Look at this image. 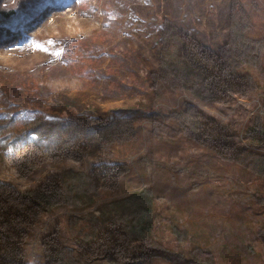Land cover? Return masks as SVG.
Segmentation results:
<instances>
[{
	"label": "rangeland",
	"instance_id": "374dc122",
	"mask_svg": "<svg viewBox=\"0 0 264 264\" xmlns=\"http://www.w3.org/2000/svg\"><path fill=\"white\" fill-rule=\"evenodd\" d=\"M251 123L264 0H0V264H264Z\"/></svg>",
	"mask_w": 264,
	"mask_h": 264
},
{
	"label": "trees",
	"instance_id": "16d2710c",
	"mask_svg": "<svg viewBox=\"0 0 264 264\" xmlns=\"http://www.w3.org/2000/svg\"><path fill=\"white\" fill-rule=\"evenodd\" d=\"M247 133L251 135L250 140L254 141L257 144L264 143V127H258L257 123H251L247 127ZM244 160H247V157H243ZM259 163V161H257ZM256 171L264 176V167L260 169H256ZM133 198L140 201V205L142 207V212L138 215V217L132 221L129 225H127V229H125V233L127 235L129 233L135 234L137 237L135 239L145 240L151 235V221L148 217V213L150 212L149 208L151 205V198L145 192H136L133 195ZM87 231L92 228V224L87 225ZM96 231H98L99 226L95 225L93 227ZM81 231V229H80Z\"/></svg>",
	"mask_w": 264,
	"mask_h": 264
},
{
	"label": "crops",
	"instance_id": "0c3cea01",
	"mask_svg": "<svg viewBox=\"0 0 264 264\" xmlns=\"http://www.w3.org/2000/svg\"><path fill=\"white\" fill-rule=\"evenodd\" d=\"M94 29H93V32L96 30V27H93Z\"/></svg>",
	"mask_w": 264,
	"mask_h": 264
}]
</instances>
